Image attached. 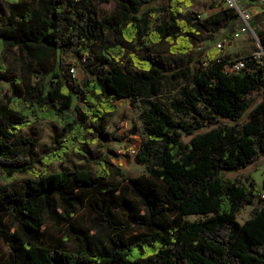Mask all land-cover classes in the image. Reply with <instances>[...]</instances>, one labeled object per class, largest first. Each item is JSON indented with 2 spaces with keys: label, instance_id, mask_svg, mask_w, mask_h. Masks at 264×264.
<instances>
[{
  "label": "trees",
  "instance_id": "trees-1",
  "mask_svg": "<svg viewBox=\"0 0 264 264\" xmlns=\"http://www.w3.org/2000/svg\"><path fill=\"white\" fill-rule=\"evenodd\" d=\"M111 1L115 12L101 16L97 5ZM6 2L0 79L11 92L0 109V240L10 251L0 264H264V206L255 204L262 200L256 183L223 175L264 157V58H249L233 74L216 59L218 50L208 53L206 67L194 53L240 19L235 9L201 20L183 13L188 0L162 7L158 0ZM157 13L161 23L151 30ZM256 34L264 47V33ZM144 38L153 47L134 52ZM7 49L26 58L24 72L34 83L8 74ZM59 54L81 62L82 83L63 60L54 64ZM164 86L179 89L169 110L156 101ZM256 92L262 99L254 104ZM122 100L144 105L139 117L146 132L135 157L146 174L125 179L126 185L113 182L123 175L104 149L124 140L108 120ZM38 121L65 134L40 154L35 140L22 135ZM71 157L82 164L48 171ZM23 174L30 178L20 183ZM245 207L251 214L240 223ZM83 210L92 217L89 228L76 222ZM186 216L205 219L183 221ZM49 228L62 237L48 242Z\"/></svg>",
  "mask_w": 264,
  "mask_h": 264
},
{
  "label": "rangeland",
  "instance_id": "rangeland-1",
  "mask_svg": "<svg viewBox=\"0 0 264 264\" xmlns=\"http://www.w3.org/2000/svg\"><path fill=\"white\" fill-rule=\"evenodd\" d=\"M191 4L190 8H186L184 4L181 5L183 13L186 14L189 11L194 12L201 16V20L213 17L221 12L225 8L230 6L227 4L226 0H188ZM238 4L244 6L253 14V19L250 22L253 33L244 35L238 40H232V34L238 30L241 21L238 19L237 22L230 25L227 28H222L216 30L212 34V37L205 40L201 46L194 50L196 59L203 66H208V53L212 50H218L216 48L217 44L223 40L226 41L225 48L223 50H218L216 59L219 61H226L229 63L238 62L241 59L248 60L249 58H264L263 46L260 43L259 36L256 34V29L264 33V7L260 2H249L246 0H236ZM167 4V0H158L156 6L162 7ZM98 11L101 16H109L113 14L116 10V3L111 1L106 4L97 5ZM9 12V5L6 0H0V20H4ZM162 14L157 13L154 19L149 20L150 29H154L161 23ZM143 47H153L147 38L142 39L140 44L135 46L134 52H140ZM156 50L163 51L166 48ZM95 54H99L98 47L94 50ZM5 62L8 74L19 77L23 79L24 85L32 84L35 82V78L28 73L24 72V67L26 66V58L17 49H7L4 53ZM63 60L66 65L65 70L74 69L75 76L73 77L77 83H82L85 79L84 72L80 66V61L73 54H59L54 60V64L57 60ZM70 74H72L70 72ZM73 75V74H72ZM11 92V84L0 79V109L7 104L8 94ZM179 89H173L169 86H164L162 93L156 99V101L161 104L166 110H169V105L178 99ZM252 98L254 99V104H257L262 99V93H253ZM116 110L114 113L108 116L109 129L110 131L117 132L119 137L124 138L122 142H115L107 144L104 149H109L113 153L114 164L122 172V178H116L113 180L114 183H119L121 185H126L125 179L136 178L141 175L146 174V167L144 165H139L135 162V156L129 153V147L134 143L142 142L146 139V132L144 130L143 124L140 121V114L144 110V105L140 102L133 103L130 100L116 101ZM1 112V111H0ZM172 113V111H170ZM176 119L180 117L174 114ZM22 135L24 137H31L37 143V153H42L49 146L50 142L54 137L63 139L65 134L63 130L56 124L48 123L45 121H38L33 123L31 126L27 127ZM188 142L189 138L184 139ZM97 146V145H96ZM94 145V148L96 147ZM82 163L77 159L71 157L66 163L58 164L55 163L53 166L48 168L49 172H59L65 169H71L81 165ZM94 168V167H93ZM37 169H41L37 167ZM227 179L232 182H245L247 178H251L255 181L257 187V193H261L262 182L264 175V157L260 159L259 162L242 169L240 171L225 172L223 174ZM30 176L28 174L17 175V181L23 183ZM5 185V181L0 176V186ZM255 204L264 206V201L260 200L258 197L255 199ZM251 207H245L237 215V220L242 223L250 213ZM205 219V216H186L183 217V221L198 222ZM92 217L87 210H83L79 213L76 222L78 225L89 228L91 227ZM7 221V220H6ZM62 235L55 228H49L46 230V240L48 242H55ZM71 249L75 247V242L68 244ZM10 249L9 247L0 240V253L2 257L0 258V263L8 255Z\"/></svg>",
  "mask_w": 264,
  "mask_h": 264
},
{
  "label": "built area",
  "instance_id": "built-area-1",
  "mask_svg": "<svg viewBox=\"0 0 264 264\" xmlns=\"http://www.w3.org/2000/svg\"><path fill=\"white\" fill-rule=\"evenodd\" d=\"M227 4L230 6V8L235 9L236 13L239 15L241 24L240 27L236 32L232 34V40H238L239 38H242L244 35H247L249 33H253L255 35L253 28L250 24V22L253 19V14L244 8V6L238 4L236 0H226ZM258 2L261 3V5L264 7V0H259ZM198 19H201L200 15H197ZM226 41L223 40L219 42L216 46L218 50H223L225 48ZM246 60L241 59L238 62L229 63L226 66V69L233 74H238L245 66ZM70 72L73 74L72 77L75 76V70L71 69ZM141 142L134 143L131 147H129V153L136 157L139 148H140ZM260 198L264 201V191L259 194Z\"/></svg>",
  "mask_w": 264,
  "mask_h": 264
},
{
  "label": "crops",
  "instance_id": "crops-1",
  "mask_svg": "<svg viewBox=\"0 0 264 264\" xmlns=\"http://www.w3.org/2000/svg\"><path fill=\"white\" fill-rule=\"evenodd\" d=\"M251 210H252V207H251ZM251 210H250V213L247 215V217H245V219H244V221L242 223H244L247 219H249L250 214H251Z\"/></svg>",
  "mask_w": 264,
  "mask_h": 264
},
{
  "label": "water",
  "instance_id": "water-1",
  "mask_svg": "<svg viewBox=\"0 0 264 264\" xmlns=\"http://www.w3.org/2000/svg\"><path fill=\"white\" fill-rule=\"evenodd\" d=\"M263 51H264V47H263ZM263 56H264V54H263Z\"/></svg>",
  "mask_w": 264,
  "mask_h": 264
}]
</instances>
